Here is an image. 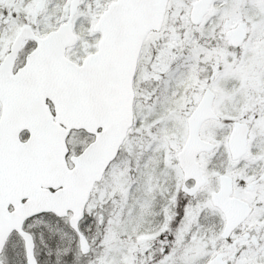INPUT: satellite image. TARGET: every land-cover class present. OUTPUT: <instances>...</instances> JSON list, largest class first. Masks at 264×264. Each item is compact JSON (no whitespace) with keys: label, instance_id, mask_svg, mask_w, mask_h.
<instances>
[{"label":"snow or ice","instance_id":"1","mask_svg":"<svg viewBox=\"0 0 264 264\" xmlns=\"http://www.w3.org/2000/svg\"><path fill=\"white\" fill-rule=\"evenodd\" d=\"M0 264H264V0H0Z\"/></svg>","mask_w":264,"mask_h":264}]
</instances>
